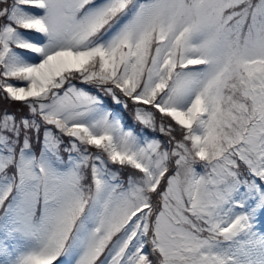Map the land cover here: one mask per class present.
Returning <instances> with one entry per match:
<instances>
[{"label":"snow or ice","instance_id":"obj_1","mask_svg":"<svg viewBox=\"0 0 264 264\" xmlns=\"http://www.w3.org/2000/svg\"><path fill=\"white\" fill-rule=\"evenodd\" d=\"M0 264H264V0H0Z\"/></svg>","mask_w":264,"mask_h":264},{"label":"trees","instance_id":"obj_2","mask_svg":"<svg viewBox=\"0 0 264 264\" xmlns=\"http://www.w3.org/2000/svg\"><path fill=\"white\" fill-rule=\"evenodd\" d=\"M12 107H13V109H14V108L17 107V106H16V105H13Z\"/></svg>","mask_w":264,"mask_h":264}]
</instances>
